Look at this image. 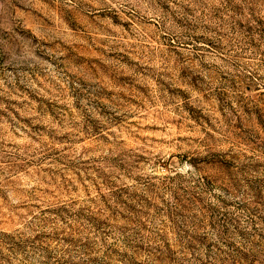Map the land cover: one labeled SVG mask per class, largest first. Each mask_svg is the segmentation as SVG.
Returning a JSON list of instances; mask_svg holds the SVG:
<instances>
[{
  "label": "rangeland",
  "instance_id": "rangeland-1",
  "mask_svg": "<svg viewBox=\"0 0 264 264\" xmlns=\"http://www.w3.org/2000/svg\"><path fill=\"white\" fill-rule=\"evenodd\" d=\"M0 264H264V0H0Z\"/></svg>",
  "mask_w": 264,
  "mask_h": 264
}]
</instances>
